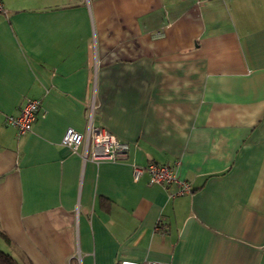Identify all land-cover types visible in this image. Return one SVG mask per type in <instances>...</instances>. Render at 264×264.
<instances>
[{
  "label": "crops",
  "instance_id": "obj_1",
  "mask_svg": "<svg viewBox=\"0 0 264 264\" xmlns=\"http://www.w3.org/2000/svg\"><path fill=\"white\" fill-rule=\"evenodd\" d=\"M0 231L19 264H264V0H1ZM94 68V84H89ZM93 87V89L91 88ZM128 146L90 160L65 129ZM39 110L17 135L5 123ZM171 166L190 193L131 166ZM1 240V239H0Z\"/></svg>",
  "mask_w": 264,
  "mask_h": 264
},
{
  "label": "built area",
  "instance_id": "obj_2",
  "mask_svg": "<svg viewBox=\"0 0 264 264\" xmlns=\"http://www.w3.org/2000/svg\"><path fill=\"white\" fill-rule=\"evenodd\" d=\"M3 7L0 0V13H3ZM95 73L94 68L91 70L90 83L94 84ZM93 89V87H91ZM85 114H86V126L83 134L77 133L72 129H65L61 136L60 144L67 147L71 151H75L82 141L86 142L90 146V160L119 162L122 161L128 150L127 144L118 141L114 136L105 131L104 129L92 125V117L94 112L93 98H89L85 101ZM39 110V102L37 100H27L19 109L18 114L15 117L7 116L5 123L15 128L17 135H22L30 130L31 123ZM131 179L133 182L142 175L146 174L148 177V185H162L168 186L170 184L175 185V191L171 197L183 196L190 193L189 184L180 181L176 178L173 169L168 165L160 164H147L144 167H138L132 165L131 167ZM118 264H157L154 262L142 261H126L120 260Z\"/></svg>",
  "mask_w": 264,
  "mask_h": 264
},
{
  "label": "trees",
  "instance_id": "obj_3",
  "mask_svg": "<svg viewBox=\"0 0 264 264\" xmlns=\"http://www.w3.org/2000/svg\"><path fill=\"white\" fill-rule=\"evenodd\" d=\"M0 239L4 242H8L4 234L0 231ZM0 264H19L14 258L9 254L0 251Z\"/></svg>",
  "mask_w": 264,
  "mask_h": 264
},
{
  "label": "rangeland",
  "instance_id": "obj_4",
  "mask_svg": "<svg viewBox=\"0 0 264 264\" xmlns=\"http://www.w3.org/2000/svg\"><path fill=\"white\" fill-rule=\"evenodd\" d=\"M4 244L2 243V240H0V251L4 252Z\"/></svg>",
  "mask_w": 264,
  "mask_h": 264
}]
</instances>
